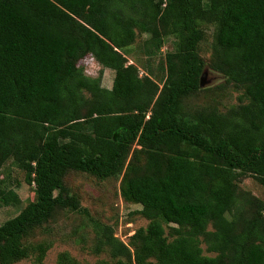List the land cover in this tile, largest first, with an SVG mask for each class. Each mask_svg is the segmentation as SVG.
Here are the masks:
<instances>
[{
	"label": "trees",
	"instance_id": "trees-1",
	"mask_svg": "<svg viewBox=\"0 0 264 264\" xmlns=\"http://www.w3.org/2000/svg\"><path fill=\"white\" fill-rule=\"evenodd\" d=\"M209 26L210 68L247 99L225 113L184 106L204 92ZM137 29L158 49L173 38L161 82L120 52ZM88 57L114 70L111 89L103 71L85 74ZM8 161L35 199L0 225V264L28 259L27 237L58 211L88 214L71 171L123 176L122 197L143 207L130 245L95 223V253L116 264H264V199L238 186L264 187V0H0V205L18 206L2 186ZM58 264L78 263L65 252Z\"/></svg>",
	"mask_w": 264,
	"mask_h": 264
},
{
	"label": "rangeland",
	"instance_id": "rangeland-1",
	"mask_svg": "<svg viewBox=\"0 0 264 264\" xmlns=\"http://www.w3.org/2000/svg\"><path fill=\"white\" fill-rule=\"evenodd\" d=\"M152 30H136L135 42L121 50L128 59V65H136L140 75L149 74L159 82L163 81L166 73L161 68L165 54L173 49V38H168L161 49L150 46ZM206 39L200 49L201 56L207 61L205 71H208L209 84L196 97L184 101L187 110L195 108H216L220 112H227L230 108L247 102L242 90L233 85H226L222 74L213 71L209 66L213 48L214 26L206 29ZM155 42V41H154ZM151 52V53H149ZM87 76L98 78L102 73V87L111 89L115 72L113 69L103 68L94 58L88 57L82 62ZM162 86V84L160 83ZM136 147V146H134ZM138 147V146H137ZM123 176L100 180L89 174L71 171L65 178L71 194L77 195L81 206L88 214L71 213L60 210L54 218L41 228H37L27 237L26 242L33 247L28 259L15 264H58L59 255L69 253L78 264H98L107 262L116 264L106 248L101 253H95L98 242V225L111 226L114 236L126 245H130L133 236L141 228H147L149 221L140 213L142 205L126 202L122 197L121 184ZM2 186L12 190L21 200L18 206L0 205V225L17 216L20 211L35 199V185L26 181L24 171L17 168L12 161H8L2 170ZM241 191L264 199V187L251 177H246L238 184ZM176 225L165 226L166 235ZM45 247L46 254L41 256L39 247ZM202 248L206 249L205 245ZM208 255L207 253H205ZM214 256V255H212Z\"/></svg>",
	"mask_w": 264,
	"mask_h": 264
},
{
	"label": "water",
	"instance_id": "water-1",
	"mask_svg": "<svg viewBox=\"0 0 264 264\" xmlns=\"http://www.w3.org/2000/svg\"><path fill=\"white\" fill-rule=\"evenodd\" d=\"M209 80H208V71H204L203 74L201 75L200 78V87L204 88L205 86H207L209 84Z\"/></svg>",
	"mask_w": 264,
	"mask_h": 264
}]
</instances>
